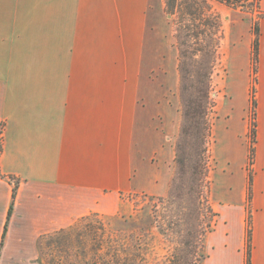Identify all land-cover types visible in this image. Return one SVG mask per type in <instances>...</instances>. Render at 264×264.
<instances>
[{
    "label": "crops",
    "instance_id": "1",
    "mask_svg": "<svg viewBox=\"0 0 264 264\" xmlns=\"http://www.w3.org/2000/svg\"><path fill=\"white\" fill-rule=\"evenodd\" d=\"M161 9L162 0H0V264H42L45 236L169 187L177 123L162 87L143 83ZM259 26L264 108V17ZM256 223L252 264H264V214ZM225 225L212 258L241 264V219Z\"/></svg>",
    "mask_w": 264,
    "mask_h": 264
},
{
    "label": "rangeland",
    "instance_id": "2",
    "mask_svg": "<svg viewBox=\"0 0 264 264\" xmlns=\"http://www.w3.org/2000/svg\"><path fill=\"white\" fill-rule=\"evenodd\" d=\"M165 1L162 0L161 14L156 21V46L147 57L143 83L146 87H162V101L170 102L173 110L172 128L177 123V132L172 133L174 158L169 187L163 194H127L119 214H89L68 228L45 236L40 241L42 264H96L101 255L121 244L130 247L127 253L133 249L137 254L138 246L142 256L144 249L148 250L146 258L136 256L135 264H171L179 247L176 234L160 230L161 218L158 217L163 204L157 197L168 195L175 173V145L182 118L175 17L166 12ZM213 6L221 17L222 27L210 88L211 134L207 143L210 169L201 195L204 232L209 230L208 221L213 220V231L205 238L203 251L208 256L204 264H216L211 255V239L218 228L228 227L225 225L228 219L238 217L242 237L239 253L241 264H246L249 217L254 231L258 217L264 214V191L260 190L264 189V108L260 105L263 96L259 64L254 73L252 61L255 25L262 17L256 10L235 9L218 2ZM253 95L256 106H253ZM254 124L255 138L252 135ZM250 176L253 179L251 191ZM214 212L217 215L213 217Z\"/></svg>",
    "mask_w": 264,
    "mask_h": 264
},
{
    "label": "trees",
    "instance_id": "3",
    "mask_svg": "<svg viewBox=\"0 0 264 264\" xmlns=\"http://www.w3.org/2000/svg\"><path fill=\"white\" fill-rule=\"evenodd\" d=\"M214 2L235 9L258 11L264 17L261 0H166V12L175 17L176 39L179 51L181 125L175 145V173L170 190L165 197H157L163 204L159 220L162 232L171 231L177 235L179 247L171 264H204L207 258L205 238L212 230L213 220L208 221V232L201 227V195L208 177L210 161L208 138L211 134L209 112L211 109L210 88L214 67L221 42L222 21L214 9ZM260 51V26L255 25L252 61L257 73ZM253 106L256 98L253 95ZM252 128L256 136V125ZM255 140V139H254ZM254 152V149L251 150ZM249 177V190L252 187ZM16 195V189L13 196ZM154 199L155 196H152ZM212 212V209H211ZM11 213V210L9 214ZM217 214L214 212L213 217ZM155 217L157 214L154 215ZM85 217V216H83ZM157 218V217H156ZM247 228L246 264H252L253 229L251 216ZM154 223V221H153ZM158 227V225H156ZM133 249L127 253L125 245H115L99 257L96 264H135ZM126 248V249H125ZM142 252L146 258L147 249ZM126 256H124V254ZM124 256V257H123Z\"/></svg>",
    "mask_w": 264,
    "mask_h": 264
}]
</instances>
